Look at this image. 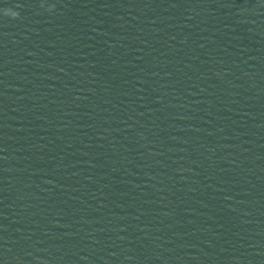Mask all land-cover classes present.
Here are the masks:
<instances>
[{
    "label": "water",
    "instance_id": "1",
    "mask_svg": "<svg viewBox=\"0 0 264 264\" xmlns=\"http://www.w3.org/2000/svg\"><path fill=\"white\" fill-rule=\"evenodd\" d=\"M0 264H264V0H0Z\"/></svg>",
    "mask_w": 264,
    "mask_h": 264
},
{
    "label": "clouds",
    "instance_id": "2",
    "mask_svg": "<svg viewBox=\"0 0 264 264\" xmlns=\"http://www.w3.org/2000/svg\"><path fill=\"white\" fill-rule=\"evenodd\" d=\"M16 7H19V5H16ZM3 15L5 17H9V18H12V19H17L19 18V12L16 11V10H13V8H5L3 10Z\"/></svg>",
    "mask_w": 264,
    "mask_h": 264
}]
</instances>
